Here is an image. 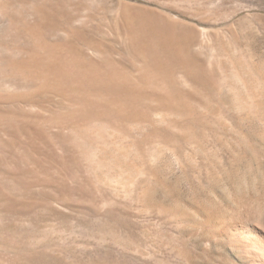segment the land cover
<instances>
[{"label":"rangeland","instance_id":"1","mask_svg":"<svg viewBox=\"0 0 264 264\" xmlns=\"http://www.w3.org/2000/svg\"><path fill=\"white\" fill-rule=\"evenodd\" d=\"M248 223L264 0H0V264H238Z\"/></svg>","mask_w":264,"mask_h":264},{"label":"bare ground","instance_id":"2","mask_svg":"<svg viewBox=\"0 0 264 264\" xmlns=\"http://www.w3.org/2000/svg\"><path fill=\"white\" fill-rule=\"evenodd\" d=\"M9 86H11V84ZM248 224L249 225L244 224L245 226L242 225L241 228L236 227V229L228 233L226 241L229 251L238 264H264V245H261L255 234L254 227H252L254 224L252 225V222V226L250 223ZM262 224L256 225L258 227H255V229H258L257 233L264 235V224Z\"/></svg>","mask_w":264,"mask_h":264}]
</instances>
